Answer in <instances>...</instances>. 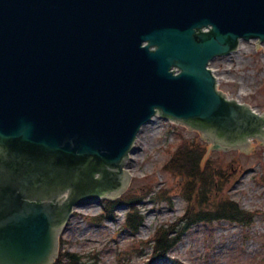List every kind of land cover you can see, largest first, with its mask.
Returning <instances> with one entry per match:
<instances>
[{
    "label": "water",
    "instance_id": "95a60500",
    "mask_svg": "<svg viewBox=\"0 0 264 264\" xmlns=\"http://www.w3.org/2000/svg\"><path fill=\"white\" fill-rule=\"evenodd\" d=\"M249 40L264 0H0V264H53L73 207L126 188L154 117L212 149L264 141V113L208 69Z\"/></svg>",
    "mask_w": 264,
    "mask_h": 264
},
{
    "label": "rangeland",
    "instance_id": "374dc122",
    "mask_svg": "<svg viewBox=\"0 0 264 264\" xmlns=\"http://www.w3.org/2000/svg\"><path fill=\"white\" fill-rule=\"evenodd\" d=\"M210 68L220 91L264 111V44L242 41ZM201 141L198 132L179 124L154 119L146 125L126 163V191L110 207L111 200L78 203L60 234V253L90 264H264V146L253 141L246 152L210 150L204 159L209 145ZM187 146L200 156L194 173L203 172L216 189L196 194V179L186 189L189 180L171 171L172 157ZM222 199L234 202L250 223L187 221L199 213L207 217ZM127 216L135 234L125 226ZM163 232L175 241L160 255L154 249Z\"/></svg>",
    "mask_w": 264,
    "mask_h": 264
},
{
    "label": "trees",
    "instance_id": "16d2710c",
    "mask_svg": "<svg viewBox=\"0 0 264 264\" xmlns=\"http://www.w3.org/2000/svg\"><path fill=\"white\" fill-rule=\"evenodd\" d=\"M194 147H183L179 149L176 153V155L172 158L170 162V167L172 165L173 171L176 170V172L183 176L188 178L189 183L187 184L186 189H188L189 184L193 183V180L196 179L195 182H197V187L194 188V193L200 194V192L206 191L207 189L213 190L218 187V184H212L210 185V181L206 182V178L204 177L203 172H198V174H195L194 171L198 165V160L200 158L198 152L193 149ZM213 172V169H212ZM218 175L217 173H214ZM206 178V179H205ZM210 180V179H209ZM112 204H108L107 206L110 207ZM208 216L206 217V214L199 213L194 216L193 218L187 220L191 223L198 222V221H205L209 220L211 218H216V219H224L228 220L230 222H237L240 224H249L250 219L246 216L247 214H244V212L238 208L237 205L234 204V202L229 201V200H224L220 201V203L217 206V209L213 210L212 212H208ZM212 213V216L210 215ZM190 214V212H189ZM188 214V216H189ZM187 216V217H188ZM197 217V218H196ZM129 218V217H128ZM134 222V221H132ZM130 226L136 227L135 223H131ZM168 233L163 232L158 235L157 239V244H156V251L160 254L163 255V253H167V251L170 250L172 247V243H174L175 239L174 238H168ZM54 264H90L84 259L77 254L73 253H60L58 258L56 259Z\"/></svg>",
    "mask_w": 264,
    "mask_h": 264
}]
</instances>
